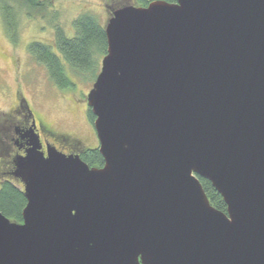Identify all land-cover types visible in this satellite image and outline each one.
Here are the masks:
<instances>
[{
    "label": "water",
    "instance_id": "water-1",
    "mask_svg": "<svg viewBox=\"0 0 264 264\" xmlns=\"http://www.w3.org/2000/svg\"><path fill=\"white\" fill-rule=\"evenodd\" d=\"M103 30L86 98L103 166L45 157L30 129L0 264H264V0L126 5Z\"/></svg>",
    "mask_w": 264,
    "mask_h": 264
},
{
    "label": "rangeland",
    "instance_id": "rangeland-1",
    "mask_svg": "<svg viewBox=\"0 0 264 264\" xmlns=\"http://www.w3.org/2000/svg\"><path fill=\"white\" fill-rule=\"evenodd\" d=\"M137 4V0H51L50 9L30 17L23 9L18 11L14 7L18 21L15 43L8 38L0 11V113L11 114L16 108V98L24 99L36 121L47 126L52 136L62 139L70 149L98 148L86 98L100 71L103 56L97 61L96 75H80L65 67V74L74 87L59 90L50 81L46 69L31 58L27 48L33 42L53 47L57 28L67 37H73V22L83 15L93 17L104 27L114 10L123 5L138 7ZM8 123L7 119L6 126Z\"/></svg>",
    "mask_w": 264,
    "mask_h": 264
},
{
    "label": "trees",
    "instance_id": "trees-1",
    "mask_svg": "<svg viewBox=\"0 0 264 264\" xmlns=\"http://www.w3.org/2000/svg\"><path fill=\"white\" fill-rule=\"evenodd\" d=\"M50 1L0 0L3 25L12 43L16 42L18 23L14 7L18 11L23 9L27 17H30L33 14H40L50 9ZM152 1L155 0H137V6L146 7ZM160 1L167 3L175 2V0ZM121 7H124V5ZM73 28L75 34L71 38L67 37L60 28L55 29L53 47L33 42L27 48L31 58L46 69L50 81L59 90H70L74 87L65 74V67L80 75H96L97 61L101 56L106 54L107 46L104 30L96 19L89 15H83L73 22ZM88 113L90 119L93 121L94 117L90 111ZM80 159L90 168H101L103 166V160L97 149L90 150ZM199 182L211 206L225 213L226 206L211 184L200 178ZM25 206L26 200L20 183L11 178V176L5 178L0 183V213L11 222L21 224L22 211Z\"/></svg>",
    "mask_w": 264,
    "mask_h": 264
},
{
    "label": "flooded vegetation",
    "instance_id": "flooded-vegetation-1",
    "mask_svg": "<svg viewBox=\"0 0 264 264\" xmlns=\"http://www.w3.org/2000/svg\"><path fill=\"white\" fill-rule=\"evenodd\" d=\"M18 97V96H17ZM16 108L11 114L0 113V183L7 177L13 178L15 171V159L24 157L29 149V136L26 133L31 129L40 143V152L47 155V148H55L56 151L65 155H78L80 158L89 152L88 149L75 151L69 145L52 136L47 126H43L34 118L24 99L16 98ZM88 111H90L88 109ZM9 123L6 126L5 122ZM94 121V120H93ZM92 121V125H93ZM95 150L97 148H91ZM20 183V182H19Z\"/></svg>",
    "mask_w": 264,
    "mask_h": 264
}]
</instances>
